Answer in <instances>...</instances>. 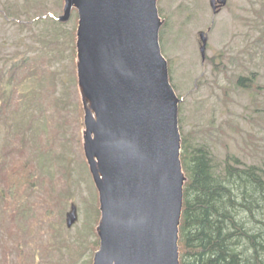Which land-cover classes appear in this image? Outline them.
I'll list each match as a JSON object with an SVG mask.
<instances>
[{
  "label": "water",
  "instance_id": "water-1",
  "mask_svg": "<svg viewBox=\"0 0 264 264\" xmlns=\"http://www.w3.org/2000/svg\"><path fill=\"white\" fill-rule=\"evenodd\" d=\"M158 0H63L77 12L82 149L98 193L99 246L92 264H180L178 231L186 176L179 97L159 42ZM215 14L226 0H209ZM205 59L207 33L199 32ZM71 204L65 223L76 222Z\"/></svg>",
  "mask_w": 264,
  "mask_h": 264
},
{
  "label": "rangeland",
  "instance_id": "rangeland-1",
  "mask_svg": "<svg viewBox=\"0 0 264 264\" xmlns=\"http://www.w3.org/2000/svg\"><path fill=\"white\" fill-rule=\"evenodd\" d=\"M43 2L51 9L56 0ZM10 4H15L20 22L6 17ZM25 4L26 0H0V70L6 58L40 51L52 59L50 70L66 81L72 42L63 35L64 44L59 45V49H63L61 56L53 57L56 50L41 34L45 31L43 26L40 22H27L28 16L22 8ZM157 6L163 19L159 31L161 51L171 68L175 92L182 96L179 130L195 133L210 146L217 163H221L228 152L243 163L263 165L264 0H226L216 14L209 0H158ZM35 8L29 12L30 18H38L33 14ZM257 12L262 13L263 21L255 16ZM46 15L48 13H43L41 17ZM70 18L65 25L67 29L74 25ZM200 31L207 33L204 60L200 53ZM238 75L251 77V87L237 85ZM58 87L61 89V82ZM23 88L26 89L27 84ZM25 107L28 112L30 105L26 103ZM19 120L20 111H14L9 113L7 122H0V147L9 130L7 126ZM33 121L36 127L39 121L35 118ZM64 130L66 132L48 133L53 136L47 137L45 142L48 150L36 156L41 175L37 173L39 178H33L34 186L22 192L38 209V218L44 220L41 226L33 228L35 235L29 239L28 225L20 223V250L27 253L22 251L26 254L24 257L34 253L33 260H29L33 264H92L95 252L92 253V247L100 217L98 193L87 162L86 168L79 151L75 150V130L71 131V126H64ZM43 177L52 184L50 190L43 187L47 182ZM56 185L64 188V192H60L65 193L60 205L52 203ZM71 204L76 207L77 218L68 228L65 215ZM2 206L0 194V216L4 213Z\"/></svg>",
  "mask_w": 264,
  "mask_h": 264
},
{
  "label": "trees",
  "instance_id": "trees-1",
  "mask_svg": "<svg viewBox=\"0 0 264 264\" xmlns=\"http://www.w3.org/2000/svg\"><path fill=\"white\" fill-rule=\"evenodd\" d=\"M62 3L63 0H56L49 9L43 0H26L22 8L28 16L27 22L36 21L43 26L45 31L41 34L56 50L53 57L61 56L63 49L60 50L59 45L64 44L63 35L72 42L67 80L50 70L52 59L40 51L6 58L0 70V122H7L9 113L20 111V120L7 124L9 130L0 147V194L4 211L0 216V264H33L29 260H33L34 253L24 257L27 253L20 250V223L28 225L25 228L30 231L29 239L35 235L33 228L41 226L44 220L38 218V209L22 195L27 187L34 186L33 178H39L37 173L41 175L36 156L48 150L45 142L47 137H53L48 133L66 132L64 126H71V131L75 130V150L79 151L87 168L82 150L83 109L75 65L77 15L73 9L70 21L74 25L67 29L65 25L69 21L56 19L62 12ZM33 7H36L33 14L37 19L30 18ZM43 13L48 15L43 18ZM257 13L255 16L263 21L262 13ZM17 16L15 4H10L6 17L20 22ZM169 78L176 91L170 67ZM236 83L240 87H251V77L238 75ZM26 103L30 105L28 112ZM180 110L179 105V127ZM26 115L30 117L25 118ZM34 118L39 121L36 127H33ZM180 132V160L186 176L178 231L180 264H264V164L243 163L228 152L223 161L217 163L210 146L195 133ZM43 180L47 181L43 187L50 190L52 184L48 183V178L43 177ZM63 189L56 185L52 203L61 204ZM95 237L92 253L99 246ZM40 238L43 241V236Z\"/></svg>",
  "mask_w": 264,
  "mask_h": 264
},
{
  "label": "flooded vegetation",
  "instance_id": "flooded-vegetation-1",
  "mask_svg": "<svg viewBox=\"0 0 264 264\" xmlns=\"http://www.w3.org/2000/svg\"><path fill=\"white\" fill-rule=\"evenodd\" d=\"M221 8H222V7H221ZM221 8L219 9V11L221 10ZM219 11H218V12H219ZM215 14H216V13H215Z\"/></svg>",
  "mask_w": 264,
  "mask_h": 264
}]
</instances>
